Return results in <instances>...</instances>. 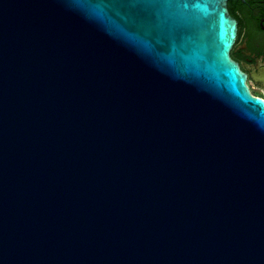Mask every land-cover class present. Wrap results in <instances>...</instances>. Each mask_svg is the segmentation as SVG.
<instances>
[{"label":"water","instance_id":"water-1","mask_svg":"<svg viewBox=\"0 0 264 264\" xmlns=\"http://www.w3.org/2000/svg\"><path fill=\"white\" fill-rule=\"evenodd\" d=\"M227 1L0 0V264H264Z\"/></svg>","mask_w":264,"mask_h":264},{"label":"flooded vegetation","instance_id":"flooded-vegetation-1","mask_svg":"<svg viewBox=\"0 0 264 264\" xmlns=\"http://www.w3.org/2000/svg\"><path fill=\"white\" fill-rule=\"evenodd\" d=\"M227 8L237 22L230 56L250 94L264 101V0H228Z\"/></svg>","mask_w":264,"mask_h":264}]
</instances>
